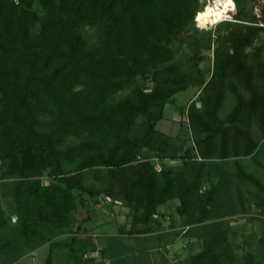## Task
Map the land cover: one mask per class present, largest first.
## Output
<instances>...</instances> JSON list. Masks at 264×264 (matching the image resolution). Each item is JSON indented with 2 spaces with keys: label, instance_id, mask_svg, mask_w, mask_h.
Returning <instances> with one entry per match:
<instances>
[{
  "label": "trees",
  "instance_id": "1",
  "mask_svg": "<svg viewBox=\"0 0 264 264\" xmlns=\"http://www.w3.org/2000/svg\"><path fill=\"white\" fill-rule=\"evenodd\" d=\"M228 1L231 19L204 29L214 3L201 0H0V188L12 199L8 216L0 204V264L44 245L43 264L55 251L69 258L59 264H103L82 258L97 244L77 211L105 198L128 209L129 236L150 233L157 207L178 199L174 226L201 242L183 264H255L235 254L224 218L249 212L242 186L264 194L240 167L264 145V6L257 16V0ZM190 86L199 91L180 110L192 140L183 148L156 126ZM226 95L235 102L221 118ZM258 241L264 263V231ZM114 250L101 247L102 259L120 264Z\"/></svg>",
  "mask_w": 264,
  "mask_h": 264
},
{
  "label": "rangeland",
  "instance_id": "2",
  "mask_svg": "<svg viewBox=\"0 0 264 264\" xmlns=\"http://www.w3.org/2000/svg\"><path fill=\"white\" fill-rule=\"evenodd\" d=\"M219 1H227V0H201V2H204L206 7L210 8V6L213 5V12L210 15L209 18L205 19V14L203 17V20L198 23L199 27H204V29H210L213 28L216 24V21L219 20H225V19H231L233 12L229 13V10L225 13L223 11H217L216 9V3ZM261 6H264V0H257L254 3V13L258 16L260 14V8ZM217 15H216V14ZM216 16H215V15ZM214 17V18H213ZM264 24V21L262 22ZM87 37L89 42L93 40V37L91 33H87ZM264 38V36H263ZM174 50L176 51L175 59L178 63L182 64L185 69H190L192 67V62L189 61V57L191 56L190 51L186 48L185 45L180 46L178 43L174 45ZM205 59L202 61H199L198 68H200L203 71H207L209 67L211 66V57L209 53H203ZM149 84V83H148ZM199 91V88L197 86H190L186 90L177 93L174 96V103L167 104L164 108V118L157 124L156 129L160 131L161 133L169 136L171 139H173L177 144L181 145L183 148H188L192 146V140L191 135L188 129L187 120L185 117V113H180V110L184 108L186 105H188L189 102L192 100H195L197 97V93ZM127 91L119 93L115 98L121 99L124 96H126ZM235 100L231 95H226L224 104L219 111V116L223 118L228 114V112L233 107ZM141 122L142 120H139L136 124L135 129L139 130L141 128ZM254 132H256V126L253 129ZM255 137L257 139L258 136L255 134ZM263 151V152H262ZM262 152V153H261ZM167 163V161H165ZM180 163V162H177ZM240 167L246 172L252 174L258 181L261 182V184L264 186V145L260 147L259 153L251 158L240 160ZM233 168L232 162H230L229 169ZM44 184H51L53 183V179L49 177L47 174H44L42 177ZM4 182H7L5 180ZM87 183H89L87 181ZM209 184H205L203 189L208 188ZM241 191L243 192L244 198L247 200V209L249 210L248 213H238L234 216L226 217L225 220L228 221V228H229V236L232 242L236 243L238 247L235 250V254L240 257H243L244 254L247 252H252L254 255L255 264H264L262 260V249L261 244L258 241L259 237L262 235L264 231V194L262 192H259L254 186L250 184H246L245 186L241 187ZM7 191H4V189L0 188V204L2 208L5 211V214L8 216V214L11 212L12 208V199L9 197L8 194H6ZM102 198V197H101ZM104 200V199H102ZM119 203L113 204L115 208H111L113 205L111 202L108 203V205H98L95 207V204H92L89 208L91 212L96 214L98 218H101V220H108L110 223H103L99 227H94L95 232H99L104 230L106 232L111 231L113 229V226L116 221H120L119 225H123L126 221V218H128V209L122 204V202L117 201ZM171 203V202H168ZM164 204L160 205L158 207L159 211L161 212H167L169 214H174V207L170 204ZM113 210V212H111ZM114 210L116 213H114ZM111 213V214H109ZM79 217V214H77ZM115 216L116 219L114 218ZM82 218V217H81ZM130 218V217H129ZM253 219V220H252ZM167 222V223H166ZM165 224H168V228H171L173 232L169 231V233H179L177 236H173L169 234V238L171 241L176 240L175 243L168 248V250L160 248V251H157L154 248H150L148 242H151L153 246V237H146L140 238L135 241V246L133 249H130L127 254H125L129 260H127L126 257H124V260H120L121 262H126L127 264H151L152 262V256L155 255L157 264H179V259H181V264H183L184 260L187 258V256L190 253L197 252L201 249V242L200 240L196 238H190L185 239L184 233L187 231V226L183 227L182 229L181 225L176 224V227L173 224V221L171 218L169 220H166ZM171 224V225H170ZM4 232L7 233L8 236L10 235V231L8 228L4 229ZM103 232V231H102ZM96 235H93V238H96V244L97 240L100 242L105 237H99ZM70 236V235H69ZM104 236V235H103ZM64 235L58 236L56 239H62ZM180 238V239H179ZM132 238L129 240L131 241ZM133 241V240H132ZM130 243V242H129ZM132 243V242H131ZM150 251L152 255L148 256L150 254ZM48 252V246L44 245L42 247H38L35 250L29 251L25 250L22 254V256L16 260L13 264H43L46 258ZM162 256V260H160V257ZM62 253L54 252L53 253V263H62L65 259L64 256H62ZM66 258V262H67ZM155 259V258H154ZM131 260V261H130ZM179 261V262H178ZM130 262V263H129ZM143 262V263H141ZM64 263V262H63ZM185 264V263H184Z\"/></svg>",
  "mask_w": 264,
  "mask_h": 264
},
{
  "label": "crops",
  "instance_id": "3",
  "mask_svg": "<svg viewBox=\"0 0 264 264\" xmlns=\"http://www.w3.org/2000/svg\"><path fill=\"white\" fill-rule=\"evenodd\" d=\"M163 118H164V114H163ZM171 163H173V162H171ZM168 202H171V203H168ZM115 203H119V202H115ZM166 203L170 204L171 206L173 205L174 214L172 215V214H169L167 212H161V211H159V209L157 207V214L153 218V221L151 222V227L153 228V230L150 233L144 234V235L129 236V235L122 233L124 228L128 229V227L130 226L129 225V221H130L129 218H126V221L123 225H119L120 221H116L115 224L113 225L115 227H113V229L111 231L106 232V231L102 230L103 232L100 231V233L95 232L94 227H99L103 223H110V222L108 220H101V218H98L96 216V214H94L93 212H91L88 209L83 210V209L79 208L77 211V214H79L78 218L80 220L81 219L83 220V222H80L81 229L85 230L86 234H89V235L98 234L97 236L101 235L99 237H105L100 242L97 241L98 246H100V247H103V246L108 247L109 246L112 249H115L117 251H118V249L124 251V254L121 257V261H122V260H124V257H126L127 260H129V258L125 254H127L130 249H133V247L135 246V244H133V243H135V241L140 239V238L146 239V237H149V238L153 237V239H154L153 246H151L152 245L151 242H148V244L150 245L149 246L150 248H154L157 251H160L159 250L160 248L168 250V248L171 247L175 243L176 240L171 241V239H170L171 237L169 238V234H171V233H169V231H171V232H173V231L171 228L167 227L168 224H165V222H166V220H169L170 218L173 222H179V217L177 215L176 208L179 206L180 203H179L178 199L169 200ZM95 207H97V206H95ZM111 208H115V206L113 205ZM111 212H113V210ZM114 213H116L115 210H114ZM109 214H111V213H109ZM116 217L117 216H115L114 218L116 219ZM130 238H132L131 241L129 240ZM150 255H152L151 251H150V254L148 256H150ZM158 256L160 257V260H162V256L159 254H158ZM151 258H152L151 264H157V260H156L155 255H153ZM105 260L109 261V263H110V260L108 258H106ZM141 263H143V262H141ZM120 264H127V261L121 262ZM137 264H139V262Z\"/></svg>",
  "mask_w": 264,
  "mask_h": 264
},
{
  "label": "built area",
  "instance_id": "4",
  "mask_svg": "<svg viewBox=\"0 0 264 264\" xmlns=\"http://www.w3.org/2000/svg\"><path fill=\"white\" fill-rule=\"evenodd\" d=\"M14 1H16V0H14ZM230 12H233V11H230ZM197 106H199V105L197 104ZM154 170L156 172L161 171V165L157 159H154ZM108 203H110V200L105 198L104 200H100V202H99V204H97V206L108 204ZM15 220H16V217H12V222H15ZM186 228H188V227H186ZM82 258L84 260H89V261L91 260V261H95V262H103V264H110L109 261L102 259L101 247L98 245H96V247L93 250L86 251L85 253H83Z\"/></svg>",
  "mask_w": 264,
  "mask_h": 264
},
{
  "label": "bare ground",
  "instance_id": "5",
  "mask_svg": "<svg viewBox=\"0 0 264 264\" xmlns=\"http://www.w3.org/2000/svg\"><path fill=\"white\" fill-rule=\"evenodd\" d=\"M215 6H216V9H217L218 12L219 11H223L225 13L226 11L234 10V3L233 2H230L228 0L227 1H219V2L216 3Z\"/></svg>",
  "mask_w": 264,
  "mask_h": 264
},
{
  "label": "clouds",
  "instance_id": "6",
  "mask_svg": "<svg viewBox=\"0 0 264 264\" xmlns=\"http://www.w3.org/2000/svg\"><path fill=\"white\" fill-rule=\"evenodd\" d=\"M229 13H231V12H229ZM226 20V19H225ZM221 21V20H220Z\"/></svg>",
  "mask_w": 264,
  "mask_h": 264
}]
</instances>
